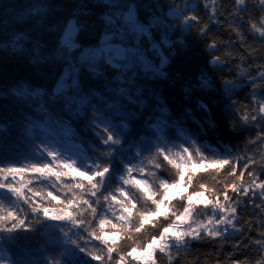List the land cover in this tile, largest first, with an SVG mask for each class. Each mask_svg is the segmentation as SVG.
<instances>
[{
	"label": "snow or ice",
	"instance_id": "6c2138e0",
	"mask_svg": "<svg viewBox=\"0 0 264 264\" xmlns=\"http://www.w3.org/2000/svg\"><path fill=\"white\" fill-rule=\"evenodd\" d=\"M248 2L237 4L234 0L238 21L228 22L240 47L245 46L246 37L241 27H232L234 23L246 22L253 37L264 41V28L257 33V24L250 22ZM257 3L264 12V0ZM215 5L216 0H206L204 4L210 9L209 19L218 17ZM176 11L180 15L193 12L187 16L186 25L199 27L203 23L195 14L196 8L184 13ZM233 14L229 12V16ZM215 22L222 23L219 19ZM128 25L137 36L148 35L147 28L134 16H129ZM208 31L207 24L199 28L202 37H207ZM74 32L75 27L70 26L65 33L66 43H72ZM208 48L215 50L217 44L209 43ZM96 51L97 55L89 60L93 71H102L101 63L116 67L115 60L135 54L133 48L126 52L124 47H119L110 34L105 35ZM240 59L244 61L245 57L241 55ZM212 62L220 64L221 57L214 56ZM164 63L162 60L161 68ZM251 68L252 64H248L240 69L247 78L251 99L247 104L232 100L229 107L234 108L238 117L232 119L234 127L256 130L247 143L255 149H264V64L257 65L254 72ZM153 70L163 74L159 69ZM203 85L207 87L208 81L204 80ZM67 86L75 87L76 81L69 78ZM235 90L229 88L226 93L233 95ZM56 91L63 94L65 85L58 86ZM162 111L166 113L167 109ZM165 123L162 117L153 125L156 143L147 149L150 156L141 159L144 153L141 151L134 157L121 159L123 167L118 176L112 167V154L106 148L95 149L87 158L73 152V146L78 145L73 142L68 127L60 128V136L46 129L50 136L48 143L37 146L35 156L22 158L28 163L0 157V234L33 233L37 231L36 222L42 228L48 227L51 246L44 253L43 264H159L162 259L167 264H185L193 242L200 237L211 239L216 232L227 229L224 236L227 240L234 233L243 237L252 230L251 221L247 228L236 226L232 231L226 224L220 227L225 220H232L234 225L242 223L238 215L242 206L250 205L258 210L254 215L261 217L260 227L264 229V150L244 156L209 153L207 147L198 146L197 140L189 143L190 137L183 133L184 143L168 147L161 143L165 139L162 131ZM128 128V122L121 121L114 135H123ZM34 134L30 129L29 135ZM61 143L63 149L57 147ZM90 159L91 163H80ZM206 177H211L214 183H209ZM5 200L10 207H5ZM204 209H211L212 214L208 215ZM258 235L264 238V231ZM254 243L260 247V241ZM247 244L240 239L234 247ZM8 258L4 248H0V260Z\"/></svg>",
	"mask_w": 264,
	"mask_h": 264
},
{
	"label": "trees",
	"instance_id": "16d2710c",
	"mask_svg": "<svg viewBox=\"0 0 264 264\" xmlns=\"http://www.w3.org/2000/svg\"><path fill=\"white\" fill-rule=\"evenodd\" d=\"M97 2H100V0H97ZM128 2H137V0H128ZM142 2L151 7L153 3L163 4L164 0H142ZM80 3L81 0H0V43H4L10 35H18L23 32L24 36H21L17 43L24 44L29 35H36V21L38 19H43L47 16L44 23L50 26L55 20L66 19L71 14L72 9L76 8ZM176 3L179 5L177 8L179 10L196 8L195 14H198L202 18L203 23L199 27L194 26L192 29L191 26L178 22L180 14L176 9L170 11L168 23L164 26V31L160 30V26H156L155 28H150L146 36H137L135 33H130L127 30L113 36L114 42L124 47L126 52L130 48L135 49L134 55L129 53L123 59L115 60L120 66L119 70L103 63L99 66L109 79L116 75L123 76L125 87L128 86L129 78H131L134 89L140 88L143 90L142 95L146 96L151 93L153 97L160 96L161 98H167L168 103L172 106L173 113L178 118L185 103L182 99L190 96L193 92V89L188 85L191 81H195L198 75L203 80L206 78L204 77V73H207L216 82L217 88H219V81L216 78L217 74L228 77L235 84H242V87L237 88L233 95H228L224 92L223 95L217 93L213 96L210 93L208 97H205L211 109L210 117L205 112L204 105H200L199 111H197L194 108V102H188L189 106H193L192 114L184 113L183 119L186 123H184L183 127H177L175 132L171 136L166 135L161 143L166 144L168 147L178 146L184 143V139L181 136V133H183L185 136L190 137L189 143L192 139H195L198 141V146L207 147L206 150L209 153L224 154L231 152L237 156H244L245 154H253V151L264 150L255 149L254 146L247 143L249 138L255 135L256 130L247 126L234 127L232 119L238 117L235 116L234 108L229 107L232 100H239L242 104H247L251 99V89L247 78L241 74L240 69L245 68L248 64H252L250 71L254 72L257 65L264 64V59L261 58L264 56V41L253 37L246 22H238L234 23L232 27H241L246 37L245 46L240 47V41L236 33L228 27V22L234 19L238 21L239 14H235L234 12V0H216L215 7L219 10V14L218 17L213 19H209L211 15L210 9L204 7L206 0H176ZM83 4L91 11L86 17L81 13L82 18L94 21L95 24L89 28L86 34H82L78 39L83 45H97L101 30V22L97 17L105 11V8L94 6L93 0H83ZM53 5H59L62 10H55ZM247 7L251 11L252 16L258 18V3H253L252 0H249ZM51 12L55 13L54 16L48 14ZM188 12L190 15L193 14L191 11ZM229 12H233L234 14L229 16ZM148 15V7L138 6V16L135 19L139 24L145 25L149 23ZM243 15L247 16L248 14L244 13ZM225 17H227V20H225ZM215 19H219L222 23H216ZM254 22L256 21L254 20ZM204 24H207L209 29L207 37L198 35L200 33L199 28L203 27ZM43 39L49 42V47L52 46L51 36L47 32L44 33ZM75 39L77 38L74 32L71 36L72 42ZM229 41H234L235 43L230 44ZM212 42L217 44L215 50L208 48V44ZM250 53L251 55H249ZM241 55L245 57L244 61H241ZM214 56H220L221 63H212L210 66L209 61H212ZM140 57H143V60ZM162 60L166 61V63L161 68ZM146 65H150L151 67H147ZM153 69H159V72L163 74H158ZM133 73H136V75H133ZM54 79L55 77L50 74L46 81L49 89ZM81 79L86 83H90L87 73H84ZM20 80H30L35 83L45 82L34 75L33 69L28 65L27 61L8 57L0 53V93H3L8 86ZM29 91H32V89L30 88ZM29 101L33 105L38 106V99L33 101L29 97ZM213 101H217V103H213ZM20 107H23L21 103H13L11 100L4 99L3 95H0V126L6 123L8 119L15 118ZM110 108L111 114L117 119L116 126L118 130L121 121L127 122L129 118L135 116V113H124L114 106H110ZM46 129H50L56 136H60L61 129L55 123L50 120L38 119V126L34 130L35 134L50 138L49 132ZM165 130H167V125L162 129V131ZM148 131L151 133L152 130ZM142 143L145 145L155 144V135L149 134L145 136ZM57 147H60V144ZM173 150L176 149L174 148ZM73 152L81 154L84 158L93 155L89 149H84L83 145H78V147L73 146ZM143 152L141 159L150 156L147 150ZM68 154L70 155L71 153ZM35 155L36 148L22 144L13 135H6L3 127H0V157L20 160L25 156L32 157ZM132 155L133 157L135 156L134 154ZM119 161V159L112 158V167L117 176L123 167ZM22 162L28 163L27 160L23 159ZM135 162L139 163V161ZM80 163L82 165L84 163H91V159L88 161L81 160ZM144 164L147 166V160H144ZM205 179L209 183H214L211 177H206ZM20 206L23 207L22 204ZM5 207H10L7 200H5ZM256 212L258 210L248 205L242 206L238 214L242 223L237 224V227L247 228L248 222H252V230L244 233L243 240L245 243L248 242L249 238H259L258 233L264 230L260 227L261 217L254 215ZM29 215L30 219L35 221V217H32L31 214ZM34 227L37 229V233L35 234L23 232L14 234L13 239L17 255L31 257L37 250L33 248V251L29 252V247L40 245L51 246L49 244L50 229L48 227L42 228L41 225H35V223ZM32 237L34 238L32 239ZM240 239L239 234L234 233L233 236L225 240L223 249L220 248L218 240L194 241L192 248L185 257V264H205L209 258L213 261L221 260L226 253L233 252V244L239 242ZM251 247L249 245V248ZM0 248L3 247L0 246ZM247 251V249H242L239 252H235L233 258L237 256L243 258L247 254ZM4 253L7 256L10 255L7 248H4ZM34 262L32 259L27 260V264H34ZM159 264H167V260L162 259Z\"/></svg>",
	"mask_w": 264,
	"mask_h": 264
},
{
	"label": "clouds",
	"instance_id": "9594fccd",
	"mask_svg": "<svg viewBox=\"0 0 264 264\" xmlns=\"http://www.w3.org/2000/svg\"><path fill=\"white\" fill-rule=\"evenodd\" d=\"M243 2L244 0H236L237 4ZM252 2L256 3L257 0H252ZM93 3L96 7L105 8V11L97 17L101 22L97 45H83L78 39L95 24L94 21L82 18L81 13L86 17L91 11L83 4V0L76 8L72 9L71 14L66 19L55 20L50 26L44 23L47 16L38 19L36 21V35H29L26 38V43H17L20 37L24 36L23 32L18 35H10L4 43H0V53L27 61L33 69L34 75L45 81L44 83H35L30 80H20L8 86L3 93H0L4 99L11 100L13 103L19 102L23 105L19 108L15 118L8 119L6 123L0 126L3 127L6 135H13L22 144L36 148L41 144H47L49 138L44 135H29V130L31 129L35 133L38 119L50 120L59 128H70L75 144L83 145L84 149H89L92 153L102 146L106 148L108 153L112 154L113 159L121 160L148 149L150 144L145 145L142 141L149 134L156 135L153 125L159 123L162 117L166 121L162 129L167 125V130L163 131V135L171 136L177 127H183L186 123L183 119L184 113L192 114L193 106H189L188 102H194V108L197 111H199L200 105H204V110L210 117L211 109L205 100L206 96L208 97L210 93L213 96L217 93L223 95L229 88L242 87V84H235L228 77L217 74L216 78L219 81V88H217L216 82L207 73H204L206 78L203 80L198 75L196 80L191 81L188 85L193 89V92L190 96L182 99L185 103L178 118L173 113L172 106L168 103L167 98L153 97L151 93L146 96L142 95L143 90L140 88L134 89L131 78H129L128 86L125 87L123 76L116 75L109 79L104 71H93L89 60L97 55L96 50L101 46L105 35L114 36L126 30L131 33L128 18L129 16L135 18L138 16V6L148 7L149 23L143 25L148 31L156 26H160V30L164 31V26L168 23L169 12L179 7L176 0H164L163 4L153 3L151 7L143 4L142 0L132 3L128 0H100V2L93 0ZM53 8L57 11L62 10L59 5H53ZM180 11L181 13L185 12L183 9ZM191 13L193 12L191 11ZM258 13V18L252 15L249 17L251 23L257 24V33L260 32L261 28H264V12L259 7ZM48 14L54 16L55 13ZM187 16H190L189 12L186 15H180L178 22L185 24ZM70 26L75 27V37L77 39L68 44L65 42V33ZM191 28L193 29V27ZM46 32L51 36V47H49V42L43 39ZM212 63V61H209L210 66ZM107 66L118 70L120 67L119 65L116 67ZM84 73H87L90 83H86L81 79ZM50 74L55 79L49 89L46 81ZM133 75H136V73H133ZM69 78L76 81L75 87L67 86ZM204 80L208 81L207 87L203 85ZM62 84L65 85V91L63 94H57L56 90ZM30 88L32 91H29ZM29 97L33 101L38 99V106L33 105L29 101ZM213 103H217V101H213ZM110 106H114L124 113H135V116L127 120L129 128L123 135H114V132H118L117 119L111 114ZM163 109H167V112L164 113ZM148 130H152L151 133ZM60 148L63 149L64 145L60 144ZM125 166L127 167V165ZM225 224L228 225V228L236 227L232 220H225L220 227L224 228ZM35 225H39V223L36 222ZM226 232L227 229L224 232H216L210 240H218L220 248L223 249ZM33 233L35 234L37 231ZM13 237L14 234L7 231L0 234V241H2L0 246L7 248L10 253L8 259L0 260V264H27L28 259L43 264L46 246H31L28 251L32 252L35 248L37 251L34 255L31 257L19 256L15 251ZM207 240L209 238L205 236L200 237L197 241ZM254 241H260V247H256ZM249 245L252 247L249 248ZM242 249L248 250L243 258L230 259L235 252ZM205 264H264V238L260 236L257 239L249 238L248 244L241 245L239 248L234 247L233 244V252L226 253L218 261L209 258Z\"/></svg>",
	"mask_w": 264,
	"mask_h": 264
},
{
	"label": "rangeland",
	"instance_id": "374dc122",
	"mask_svg": "<svg viewBox=\"0 0 264 264\" xmlns=\"http://www.w3.org/2000/svg\"><path fill=\"white\" fill-rule=\"evenodd\" d=\"M71 42H72V40H71ZM119 47H122V46L119 45ZM115 63H117V62L115 61ZM204 211H206L208 215H211L212 214V210L211 209H204ZM224 227H226V226H224ZM229 231H232V229L229 228Z\"/></svg>",
	"mask_w": 264,
	"mask_h": 264
}]
</instances>
